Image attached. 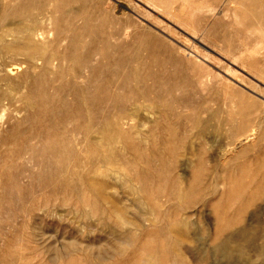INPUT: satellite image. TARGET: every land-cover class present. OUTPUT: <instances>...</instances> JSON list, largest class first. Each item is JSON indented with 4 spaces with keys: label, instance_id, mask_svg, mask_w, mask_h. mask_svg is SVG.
Wrapping results in <instances>:
<instances>
[{
    "label": "rangeland",
    "instance_id": "rangeland-1",
    "mask_svg": "<svg viewBox=\"0 0 264 264\" xmlns=\"http://www.w3.org/2000/svg\"><path fill=\"white\" fill-rule=\"evenodd\" d=\"M223 7L0 0V35L51 28L41 51L0 52V264H264V36ZM185 39L209 56L188 82Z\"/></svg>",
    "mask_w": 264,
    "mask_h": 264
},
{
    "label": "bare ground",
    "instance_id": "bare-ground-1",
    "mask_svg": "<svg viewBox=\"0 0 264 264\" xmlns=\"http://www.w3.org/2000/svg\"><path fill=\"white\" fill-rule=\"evenodd\" d=\"M5 2L7 0H4ZM187 0H182V3L186 2ZM247 2L248 0H221V2L223 3V9L221 10L222 12V17L224 19H227V18H230L232 17L236 22H237V31H236V35H240L242 36L243 34H245L246 36H250L251 38H261L262 36H264V25H262L261 21H260V15L258 14V9L257 7L261 8V7H264V1L262 0H250L252 3H254V6H255V10H251L249 9V15L250 17L252 18L253 21H255L253 24H245L243 23V19L246 18V14H247V7L245 5H243L241 2ZM108 2V1H107ZM110 2V1H109ZM159 3L155 2L153 3V6H156V8H159L157 6ZM232 4V5H231ZM108 5V4H106ZM226 5H228V8L226 7ZM238 5V6H237ZM233 6V9H232V13L230 14L229 13V7H232ZM132 12V11H131ZM44 20L46 21V24L47 26H52V21H53V15L52 13H49L48 15L45 16ZM183 24L184 26H187L185 25V23H181ZM189 28V26H188ZM192 30V33L193 35L196 33H198L199 30L197 29H191ZM9 32V33H8ZM12 32V33H11ZM132 32V31H131ZM51 33V28H47V29H43V28H36V26H33L32 24H22L20 26H18L17 28L15 29H9V30H6L4 31L3 33H1V37H0V42L3 43L4 42V38H3V34L5 35H12L13 36V39H10V41H8L6 44H2V47L0 48V52H10V53H27V54H32L33 52H38V51H41L43 50L42 47H44V45L47 44L48 42V36L50 35ZM154 33V32H153ZM201 33V34H200ZM199 34L201 35V38L204 39L207 35H206V32L203 30L201 31ZM125 37L127 36V33H125ZM199 35V36H200ZM154 36V35H153ZM194 37V36H192ZM112 40V39H111ZM21 42L24 46L19 48L17 47L16 43H19ZM203 46V45H202ZM201 46V47H202ZM222 51H224L226 53V55L228 54V49L222 47L220 48ZM221 54V53H220ZM173 60V63L175 64V67H178V68H183V69H187L186 73L183 78H184V81L185 82H188L190 81V79L192 80V77L189 76V72L192 74L193 70H194V67H196L197 65L201 67L202 63L200 62L201 59L205 60L209 58L208 56V52H206L203 48L200 50L199 47L193 43L192 41L190 42L188 39H185V43H182L180 44L177 49H176V53L175 55L171 57ZM212 59V58H211ZM172 63V64H173ZM22 65V64H21ZM11 68V67H10ZM15 69V68H14ZM10 70V69H9ZM18 70V69H17ZM228 72H224L226 75L229 76L228 73H232V69H227ZM11 73V72H9ZM132 73V72H131ZM220 77V79H223L224 80V77L223 76H218ZM216 78L214 76H212L210 73H207L205 75H203L201 78H200V84L201 83H206V84H210V83H213V81L215 82ZM22 91V89L20 90ZM17 96V95H16ZM264 99V98H262ZM16 104V103H15ZM31 106V105H29ZM146 107V106H145ZM1 111V110H0ZM3 111V110H2ZM2 114V112H1ZM0 114V115H1ZM17 115V114H16ZM262 117V116H261ZM2 119V118H0ZM129 120V119H128ZM126 120L123 122V126H128L129 124V121ZM140 129V128H139ZM250 132L245 135L243 138L239 139L236 143H234L233 145V149H236L237 147L239 146H243V145H246L248 144L249 142H252L254 140V137H256V133H257V128L253 127L249 130ZM234 152V150H232ZM226 155V153L224 154ZM223 157V155H222ZM221 158V157H220ZM219 158V159H220ZM222 159V158H221ZM221 161V160H220ZM108 177V176H107ZM104 185V184H103ZM79 195V194H78ZM147 196V195H146ZM73 206V205H72ZM65 210V209H64ZM53 212V211H52ZM68 212V211H67ZM59 218V217H57ZM69 221V220H68ZM41 222V221H40ZM59 223V222H58ZM63 223V222H62ZM67 223V222H66ZM40 224V223H39ZM61 225V224H60ZM38 227V226H37ZM36 227V228H37ZM40 227V226H39ZM49 227V226H48ZM52 227V226H51ZM178 229L177 231H181V235L184 236V233L185 231L188 229V226L185 224V223H180L178 224ZM53 228V227H52ZM64 228V226H63ZM43 229V228H42ZM46 229V228H45ZM65 229V228H64ZM69 229V228H68ZM34 230V229H33ZM39 230V231H38ZM48 230V229H47ZM52 230V229H51ZM59 230H60V227H59ZM38 233L41 231L40 229H37ZM45 231V230H44ZM62 231H66V230H60V232ZM69 231V230H68ZM35 232V231H34ZM47 231H45V234H46ZM59 232V233H60ZM42 233V231H41ZM49 233V232H47ZM58 233V234H59ZM63 233V232H62ZM70 233V232H69ZM35 234V233H34ZM44 234V233H43ZM50 234V233H49ZM49 234L48 237L50 236ZM62 235V234H60ZM69 235V234H68ZM38 236V235H37ZM44 236V235H43ZM51 237H53L51 235ZM55 237V235H54ZM53 237V238H54ZM60 237V236H59ZM40 242H41V238H40V235L39 237H37ZM62 238V236H61ZM60 238V239H61ZM74 238V237H73ZM35 239V238H34ZM48 239V238H47ZM45 239V240H47ZM55 239V238H54ZM64 239V238H62ZM71 239V238H70ZM1 240V239H0ZM43 240V239H42ZM59 241V239H57ZM73 241H76V239H71ZM71 240L67 239V241H70L68 242L69 245L71 242ZM93 240V239H92ZM44 241V240H43ZM64 242H67L65 240H63ZM46 242V241H45ZM43 243V242H41ZM52 243V242H50ZM56 243V242H54ZM53 243V244H54ZM77 243L79 244V242L77 241ZM76 243V244H77ZM100 243V242H99ZM52 244V245H53ZM74 243H72L73 245ZM40 245V243H39ZM86 245V244H85ZM99 245V244H98ZM101 245V244H100ZM42 246V245H41ZM80 246V244H79ZM89 246V245H88ZM93 246V245H92ZM90 246V248L92 247ZM102 246V245H101ZM67 247V246H66ZM65 248V250H67V248ZM74 247V246H72ZM76 247V246H75ZM86 247V246H84ZM103 247V246H102ZM43 248V247H42ZM57 248V247H56ZM59 248V247H58ZM61 248V247H60ZM88 248V247H87ZM94 248V247H93ZM47 251H48V248H46ZM55 249V248H54ZM63 249V247H62ZM96 250L100 249V248H95ZM106 250V248H104ZM108 249V248H107ZM112 249V248H111ZM58 250V249H57ZM57 250H54L53 252L55 253V251L57 252ZM76 250V249H75ZM78 250V248H77ZM63 251V250H62ZM70 251H73V250H70ZM95 251V250H94ZM101 251V250H100ZM46 252V251H45ZM49 252H52L50 251L49 249ZM89 252L90 249H89ZM104 252V251H103ZM60 253V252H59ZM67 253V252H66ZM107 252H105V255H106ZM108 254V253H107ZM52 255V254H51ZM55 255V254H54ZM53 255V256H54ZM62 255V254H61ZM97 255V252L96 254H94V256ZM99 255V254H98ZM103 255V254H102ZM101 255V257H102ZM108 256V255H106ZM110 256V255H109ZM101 257H98V258H101ZM104 257V256H103ZM102 257V259H103ZM52 258V257H51ZM57 258V257H56ZM2 259V258H1ZM105 259V257H104ZM51 260H54L53 258ZM56 260V259H55ZM18 262V261H17Z\"/></svg>",
    "mask_w": 264,
    "mask_h": 264
}]
</instances>
